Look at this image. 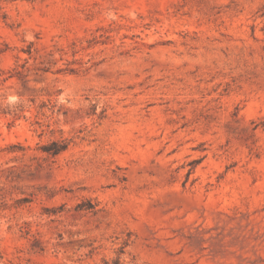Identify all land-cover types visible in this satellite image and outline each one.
I'll return each instance as SVG.
<instances>
[{"label": "rangeland", "instance_id": "rangeland-1", "mask_svg": "<svg viewBox=\"0 0 264 264\" xmlns=\"http://www.w3.org/2000/svg\"><path fill=\"white\" fill-rule=\"evenodd\" d=\"M0 264H264V0H0Z\"/></svg>", "mask_w": 264, "mask_h": 264}, {"label": "trees", "instance_id": "trees-1", "mask_svg": "<svg viewBox=\"0 0 264 264\" xmlns=\"http://www.w3.org/2000/svg\"><path fill=\"white\" fill-rule=\"evenodd\" d=\"M54 145H56V144H54ZM64 149H65L64 147L57 148L56 150L53 151V154H54V155H57V154H59L61 151H63Z\"/></svg>", "mask_w": 264, "mask_h": 264}]
</instances>
